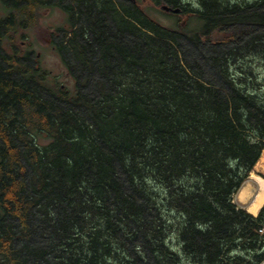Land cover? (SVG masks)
<instances>
[{"label":"trees","instance_id":"trees-1","mask_svg":"<svg viewBox=\"0 0 264 264\" xmlns=\"http://www.w3.org/2000/svg\"><path fill=\"white\" fill-rule=\"evenodd\" d=\"M67 1L74 89L0 57V264H264V0Z\"/></svg>","mask_w":264,"mask_h":264},{"label":"flooded vegetation","instance_id":"flooded-vegetation-1","mask_svg":"<svg viewBox=\"0 0 264 264\" xmlns=\"http://www.w3.org/2000/svg\"><path fill=\"white\" fill-rule=\"evenodd\" d=\"M80 27V9L71 8L67 0H0V57L12 68L13 61H19L31 71H42L59 81L52 71H43L42 53L35 52L32 44L19 34L27 30L40 33L43 42L38 40V44L63 58L62 48Z\"/></svg>","mask_w":264,"mask_h":264},{"label":"rangeland","instance_id":"rangeland-1","mask_svg":"<svg viewBox=\"0 0 264 264\" xmlns=\"http://www.w3.org/2000/svg\"><path fill=\"white\" fill-rule=\"evenodd\" d=\"M134 1H137L139 3L142 2L143 5H145L148 2V0H134ZM181 1L183 5H189V6L194 7L198 5L199 0H181ZM161 21L164 24L169 23L167 19H162ZM19 35L24 36L23 40H26L27 42H30L32 44V47L35 50V52L40 51L42 53L41 62L43 63V71L44 70L48 72L52 71V75L58 76L59 78L58 82H60L61 84H64L70 89H74L76 85V76L73 73V71H71L66 66V63L64 64L65 62L63 61L64 55L62 58L58 56V54L55 51H53L51 48L39 45L38 40H41V42H43L40 33H33L27 30V31L21 32ZM184 45H185L186 57H192L193 55L197 53L196 49L192 45L188 43H185ZM207 51L209 52L210 48H207ZM253 65L254 66L256 65V69L258 68L259 75L264 76V60H257L255 61ZM262 158H264V152L262 153V156L260 160L258 161L257 165L255 166L254 171L251 173V175L254 174L264 179V160H263V163H261ZM251 175H250V178L247 180L248 183H252ZM235 201L238 205H240L241 207L247 210L248 203L239 202L237 197Z\"/></svg>","mask_w":264,"mask_h":264},{"label":"bare ground","instance_id":"bare-ground-1","mask_svg":"<svg viewBox=\"0 0 264 264\" xmlns=\"http://www.w3.org/2000/svg\"><path fill=\"white\" fill-rule=\"evenodd\" d=\"M263 160L264 158L260 162L263 163ZM251 178L252 183L247 181L242 186L237 199L239 202L248 203V212L257 216L264 205V179L254 174L251 175Z\"/></svg>","mask_w":264,"mask_h":264},{"label":"water","instance_id":"water-1","mask_svg":"<svg viewBox=\"0 0 264 264\" xmlns=\"http://www.w3.org/2000/svg\"><path fill=\"white\" fill-rule=\"evenodd\" d=\"M166 10H168L167 8H165ZM170 10V9H169ZM176 12H178V10L176 11Z\"/></svg>","mask_w":264,"mask_h":264},{"label":"crops","instance_id":"crops-1","mask_svg":"<svg viewBox=\"0 0 264 264\" xmlns=\"http://www.w3.org/2000/svg\"><path fill=\"white\" fill-rule=\"evenodd\" d=\"M264 152V151H263Z\"/></svg>","mask_w":264,"mask_h":264}]
</instances>
